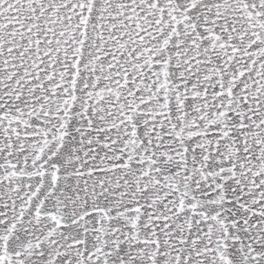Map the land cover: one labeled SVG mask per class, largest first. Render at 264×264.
Masks as SVG:
<instances>
[{"label": "snow or ice", "instance_id": "obj_1", "mask_svg": "<svg viewBox=\"0 0 264 264\" xmlns=\"http://www.w3.org/2000/svg\"><path fill=\"white\" fill-rule=\"evenodd\" d=\"M0 264H264V0H0Z\"/></svg>", "mask_w": 264, "mask_h": 264}]
</instances>
